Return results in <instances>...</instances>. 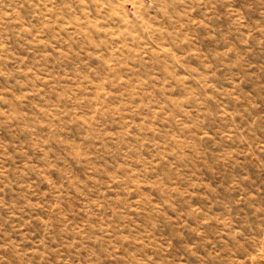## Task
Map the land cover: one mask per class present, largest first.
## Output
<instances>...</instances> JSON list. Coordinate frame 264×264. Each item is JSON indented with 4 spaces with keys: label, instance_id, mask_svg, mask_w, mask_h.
<instances>
[{
    "label": "rangeland",
    "instance_id": "374dc122",
    "mask_svg": "<svg viewBox=\"0 0 264 264\" xmlns=\"http://www.w3.org/2000/svg\"><path fill=\"white\" fill-rule=\"evenodd\" d=\"M0 264H264V0H0Z\"/></svg>",
    "mask_w": 264,
    "mask_h": 264
}]
</instances>
